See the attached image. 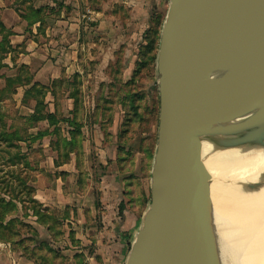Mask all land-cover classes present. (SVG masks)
Wrapping results in <instances>:
<instances>
[{
	"label": "water",
	"instance_id": "obj_1",
	"mask_svg": "<svg viewBox=\"0 0 264 264\" xmlns=\"http://www.w3.org/2000/svg\"><path fill=\"white\" fill-rule=\"evenodd\" d=\"M243 60L251 63L234 75H210ZM156 69L150 201L125 264H217L197 126L264 101V0H168ZM255 133L264 138V126Z\"/></svg>",
	"mask_w": 264,
	"mask_h": 264
},
{
	"label": "crops",
	"instance_id": "obj_2",
	"mask_svg": "<svg viewBox=\"0 0 264 264\" xmlns=\"http://www.w3.org/2000/svg\"><path fill=\"white\" fill-rule=\"evenodd\" d=\"M163 1L0 0V24L9 33L7 39L11 48L4 54L2 64L10 68L23 66L31 77L30 84L45 86L46 109L58 120L56 133L47 136L52 141L43 144L48 157L41 166L49 176L39 173L34 198L44 207L66 210L65 223L69 224L66 226L63 222L59 239L54 238V230L48 225L33 227L38 239H44L49 248L64 258L65 264H125L134 235L140 228L138 216L123 211L124 217L120 218L118 210L121 203L126 206V202L121 195L124 181H117V177L111 181L93 182L89 188L91 192L96 188L98 195L91 194L85 199L80 193L68 190V182L83 168L85 161L90 164L94 154L96 163L100 162L96 147L95 150L83 147V150L74 151L68 148L69 131L75 121H81L82 137L89 131L91 136H98L101 128L94 123L101 118L89 115L96 105L93 99L97 95H107L112 89L110 70L119 60L118 55L121 57V77L127 70L125 62L131 55L132 40L136 39L140 29L148 26L151 6ZM16 46L21 52L13 51ZM92 74L100 76L97 87L85 84ZM73 79L82 91L92 93L89 108L83 103V114L79 119L76 103L67 96L69 91L64 92V88H70ZM28 86L17 87L20 98ZM87 121L93 123L89 131L84 124ZM56 137L60 139L59 144H55ZM84 143L83 140V146ZM109 149L111 147L100 151L107 154ZM61 152L64 159L60 158ZM70 195L74 196L72 203L68 202ZM0 264H38V261L0 242Z\"/></svg>",
	"mask_w": 264,
	"mask_h": 264
},
{
	"label": "rangeland",
	"instance_id": "obj_3",
	"mask_svg": "<svg viewBox=\"0 0 264 264\" xmlns=\"http://www.w3.org/2000/svg\"><path fill=\"white\" fill-rule=\"evenodd\" d=\"M167 7L168 0L151 6L148 26L139 30L136 39H133L129 46L131 55L125 62L127 70L121 77V57L118 55L119 60L114 62L110 70L113 78L112 89L102 97L93 96L96 105L89 115H99L101 118L99 122L94 123L101 128L98 136H91V121L84 123L86 131H89L85 137H82L81 121H75L69 131L71 142L68 148L74 151L81 148L83 150V147L86 150H95L96 147L100 162L96 163V156L93 154L91 163L85 161L83 168L75 173L70 183L68 182V190L80 193L82 199H85V196L90 197L91 194L98 195L96 188L94 192L89 188L93 182L111 181L117 177V181H124L121 195L126 202V206L118 210L120 218L124 217L123 211L134 217L138 216L140 226L150 201V173L156 147L159 109L156 57ZM20 50L18 46L13 49L14 52H21ZM7 52L8 49L0 50L2 58ZM0 74V89H3L5 77L20 78L21 67L14 65L10 68L1 65ZM99 77L92 74L87 78V82L85 80V84L97 87ZM69 89L64 88V92L69 91L67 96L76 103L75 109L79 119L83 114V103L89 108L92 93H88V90L82 91L76 79H73ZM19 92V88L15 91L7 90L2 93L6 96L0 99V236L4 240L0 242L9 245L16 252L36 259L38 264H65L64 258L60 257L58 252L49 248L44 239H38L34 234V227L48 225L47 227L54 230V238L59 239L63 222L66 226L69 224L65 223L66 210L44 207L34 198L35 181L39 173L49 176L41 166V162L48 157V151H43V144L50 141L51 138L47 136L56 133L58 120L55 116L52 123L27 118L32 111L34 95L26 98L28 103H25L22 101L23 94L20 98ZM43 112H39L40 115L44 114ZM6 131L13 135L9 137ZM38 132L44 134L38 137ZM111 134L113 136H110ZM54 141L59 144V137ZM59 147L64 148L63 145ZM107 147H111L107 154L100 151ZM19 150L22 153H19ZM24 158L27 161L23 166ZM60 158L64 159L63 152ZM89 166H92L90 170ZM243 166L246 170H255L261 189L264 190V166H257L250 151H245ZM259 193L258 187L253 188L251 199H257ZM69 197L71 200L68 202L72 203L74 196ZM71 211L75 214L74 209Z\"/></svg>",
	"mask_w": 264,
	"mask_h": 264
},
{
	"label": "bare ground",
	"instance_id": "obj_4",
	"mask_svg": "<svg viewBox=\"0 0 264 264\" xmlns=\"http://www.w3.org/2000/svg\"><path fill=\"white\" fill-rule=\"evenodd\" d=\"M250 63L220 64L210 75H234ZM263 106L261 101L219 123L197 126L201 159L210 175L209 217L217 264H264V190L255 170L243 166L245 151H250L257 166H264V138L255 133L264 126V117L256 115ZM255 187L260 196L252 200Z\"/></svg>",
	"mask_w": 264,
	"mask_h": 264
},
{
	"label": "trees",
	"instance_id": "obj_5",
	"mask_svg": "<svg viewBox=\"0 0 264 264\" xmlns=\"http://www.w3.org/2000/svg\"><path fill=\"white\" fill-rule=\"evenodd\" d=\"M0 50L2 51H6L8 49V51L11 50L9 41L7 39V35H9L8 31L5 30V28L3 27L2 24H0ZM2 55H0V67L2 64ZM25 68L22 66L21 67V75L19 76L20 78H18V76H14V77H5L4 79V87H2L3 89H0V99H2L3 97L6 96V94H2L5 93V91H15V89L18 86H25V85H29L27 88L24 89L23 92V98L22 101H25V103H28V98H30V96L34 95V104L32 106V111L30 112V114L28 116H26L27 118H30L31 120L34 121H39V120H46L49 123H52L54 121V114L50 113L48 111H46V104H45V95L47 92V88L43 85H40L38 83H33L30 84V80L31 77L29 76V73L24 70ZM0 77H2V75L0 74ZM26 96V97H25ZM27 98V99H26ZM45 109V111L43 112V110ZM43 112L44 114L40 115L39 112ZM26 120V119H25ZM8 134V136L10 137L11 135H13V133L6 131ZM45 132V131H43ZM43 132H38L36 134V136L40 137L42 134H44ZM16 137V136H14ZM19 153H22L21 150H19ZM25 161L22 165L24 166L26 164V159L24 158ZM33 201V200H32ZM34 202V201H33ZM123 207L122 203H121V207L120 209ZM35 234V232H34ZM35 237H37V235L35 234ZM0 240L4 241L3 238L0 236Z\"/></svg>",
	"mask_w": 264,
	"mask_h": 264
}]
</instances>
